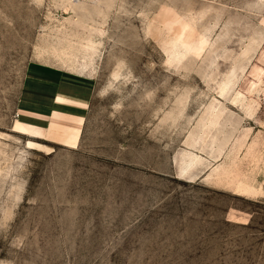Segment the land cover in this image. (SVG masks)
Wrapping results in <instances>:
<instances>
[{"label":"rangeland","instance_id":"1","mask_svg":"<svg viewBox=\"0 0 264 264\" xmlns=\"http://www.w3.org/2000/svg\"><path fill=\"white\" fill-rule=\"evenodd\" d=\"M33 62L94 81L74 148ZM0 264H264V0H0Z\"/></svg>","mask_w":264,"mask_h":264},{"label":"crops","instance_id":"2","mask_svg":"<svg viewBox=\"0 0 264 264\" xmlns=\"http://www.w3.org/2000/svg\"><path fill=\"white\" fill-rule=\"evenodd\" d=\"M94 90L90 77L30 63L16 107L19 132L32 137L48 133L77 135V124L81 126V119L84 123Z\"/></svg>","mask_w":264,"mask_h":264},{"label":"bare ground","instance_id":"3","mask_svg":"<svg viewBox=\"0 0 264 264\" xmlns=\"http://www.w3.org/2000/svg\"><path fill=\"white\" fill-rule=\"evenodd\" d=\"M47 135L51 136V137H56V136L62 137V145L65 147L74 148L76 146V142H77L76 136L68 137V136H62V135H54V133H48ZM24 146L28 149H39V150H41L44 148L43 144L35 142L33 140H30V139L25 140Z\"/></svg>","mask_w":264,"mask_h":264}]
</instances>
